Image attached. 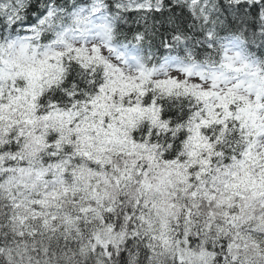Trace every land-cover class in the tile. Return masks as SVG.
<instances>
[{"label":"snow or ice","instance_id":"obj_1","mask_svg":"<svg viewBox=\"0 0 264 264\" xmlns=\"http://www.w3.org/2000/svg\"><path fill=\"white\" fill-rule=\"evenodd\" d=\"M0 264H264V0H0Z\"/></svg>","mask_w":264,"mask_h":264}]
</instances>
